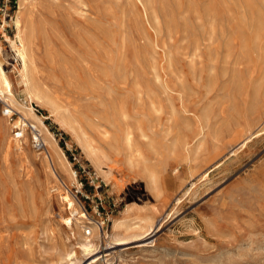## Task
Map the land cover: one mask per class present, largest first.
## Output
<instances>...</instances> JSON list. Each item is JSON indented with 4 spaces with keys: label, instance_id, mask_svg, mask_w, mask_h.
<instances>
[{
    "label": "rangeland",
    "instance_id": "rangeland-1",
    "mask_svg": "<svg viewBox=\"0 0 264 264\" xmlns=\"http://www.w3.org/2000/svg\"><path fill=\"white\" fill-rule=\"evenodd\" d=\"M83 1L48 2L32 47L48 97L37 105L11 71L5 37L14 35L17 0H0V59L15 100L53 138L47 148L0 96V264H264V29L249 41L247 9L252 2L264 15V0ZM123 130L142 164L127 163ZM104 132L116 157L107 180L77 142L83 135L99 146ZM69 201L75 218L86 216L78 231ZM128 205L152 217L151 230L100 236L84 252L88 222L110 235Z\"/></svg>",
    "mask_w": 264,
    "mask_h": 264
},
{
    "label": "bare ground",
    "instance_id": "bare-ground-1",
    "mask_svg": "<svg viewBox=\"0 0 264 264\" xmlns=\"http://www.w3.org/2000/svg\"><path fill=\"white\" fill-rule=\"evenodd\" d=\"M48 2L49 0H17V9L11 21V25L14 28V35L13 37H5L11 51L16 56L17 61V64L12 66L11 71L13 70L15 73H17L19 84L25 91L26 99L28 100V102L30 104L36 103L37 105H43L44 103H46L48 101V97L36 83V77L34 76L35 73L32 47L34 45L35 36L39 34L45 27L46 20L44 17V12L49 10ZM248 3V27L250 30L249 41H259L262 38L261 32L264 29V15L260 10L255 8V5L252 2ZM81 5L82 4L80 2V6ZM84 7H86V5ZM12 87L13 85L10 75L6 72L4 62H2V60L0 59L1 98L5 100V102L11 109H15L16 111H18V113H20V115H22L25 120L28 119V121H32L36 125L39 132L42 133L45 146L47 148H52V135L47 131L40 117L34 114L31 106L22 104L20 105V103L15 100L14 94L12 92ZM9 111L10 110H7L6 113H9ZM5 129V121L4 119L0 118V130L4 131ZM23 132H25V130ZM120 133V147L127 154V163L131 166H136L139 163L142 164V162H144V160L142 159V154L138 149H134L132 145L131 132H129L128 130H123ZM109 139L110 138L108 136V133L104 132L103 142L99 146H96L83 135L77 137V142L82 151V155H84V157L90 162V165L95 171L96 175L103 180L109 179V174L112 172V167L116 160V157L110 155L108 152V149L111 148ZM16 148L21 149L18 142L16 143ZM57 153L61 161V166L64 168V171L66 173L67 179L69 181H73L76 177L75 173L72 170L68 169V163L66 162L63 155L59 152ZM145 172L146 188L149 192L152 193L155 198H158L160 191L157 186L156 175L153 171L146 170ZM63 189H67V187L63 185ZM68 211L70 213V216L74 220V224H72V227H74V229L78 231V229L80 228L79 226L83 225V222L78 219H85L86 216L84 214H81L79 215L78 219L75 218L78 212L74 208V204L71 201H69L68 203ZM131 216L134 217L131 218ZM129 220H131V222L132 220H136V222L129 224ZM111 221L112 228L110 229V235L99 234L96 224L88 222V224L91 225L93 233H89L88 236H80L84 241L80 245L84 252L92 253L94 250H96L97 247L91 244V242H93L100 236H105L111 241H117L118 239H121V237H123L122 239H124L128 237L141 236L149 232L152 228V217L142 209L131 206L129 207V205L128 207H126V209L120 211L119 218L112 219ZM68 225H70L69 222Z\"/></svg>",
    "mask_w": 264,
    "mask_h": 264
}]
</instances>
